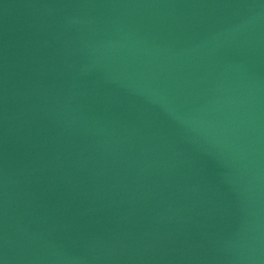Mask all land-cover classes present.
Here are the masks:
<instances>
[{
  "label": "water",
  "instance_id": "water-1",
  "mask_svg": "<svg viewBox=\"0 0 264 264\" xmlns=\"http://www.w3.org/2000/svg\"><path fill=\"white\" fill-rule=\"evenodd\" d=\"M2 264H264V0H0Z\"/></svg>",
  "mask_w": 264,
  "mask_h": 264
},
{
  "label": "snow or ice",
  "instance_id": "snow-or-ice-1",
  "mask_svg": "<svg viewBox=\"0 0 264 264\" xmlns=\"http://www.w3.org/2000/svg\"><path fill=\"white\" fill-rule=\"evenodd\" d=\"M0 264H2V262H0Z\"/></svg>",
  "mask_w": 264,
  "mask_h": 264
}]
</instances>
